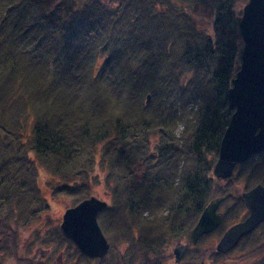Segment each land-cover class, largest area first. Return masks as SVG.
Here are the masks:
<instances>
[{
    "label": "trees",
    "instance_id": "obj_1",
    "mask_svg": "<svg viewBox=\"0 0 264 264\" xmlns=\"http://www.w3.org/2000/svg\"><path fill=\"white\" fill-rule=\"evenodd\" d=\"M234 2L0 0V264H33L10 220L47 206L40 168L75 204L95 196L100 162L110 202L97 222L111 249L128 243L117 264H163L210 199H231L233 177L212 168L238 69Z\"/></svg>",
    "mask_w": 264,
    "mask_h": 264
},
{
    "label": "water",
    "instance_id": "obj_2",
    "mask_svg": "<svg viewBox=\"0 0 264 264\" xmlns=\"http://www.w3.org/2000/svg\"><path fill=\"white\" fill-rule=\"evenodd\" d=\"M238 29L242 40L239 68L227 90L228 106L235 111L222 134L212 168L213 176L221 179L231 176L235 164L264 150V0H247ZM149 99L150 94H146L145 103ZM242 197L250 214L224 231L215 244L217 253H228L244 234L264 221V185H256ZM221 199L214 197L206 204L187 242L174 244L175 263L180 262L188 245H195L221 223L222 214L217 211ZM106 205L105 200L90 196L62 214L60 235L88 259H102L108 253V240L97 222V214Z\"/></svg>",
    "mask_w": 264,
    "mask_h": 264
},
{
    "label": "rangeland",
    "instance_id": "obj_3",
    "mask_svg": "<svg viewBox=\"0 0 264 264\" xmlns=\"http://www.w3.org/2000/svg\"><path fill=\"white\" fill-rule=\"evenodd\" d=\"M246 2L247 0H235L233 6L238 18L241 17L242 9ZM210 18L206 12L202 14L196 12V19L200 27H207L212 22ZM240 41L241 51V36ZM237 64L239 68V56ZM179 128L180 126H178L177 131H179ZM102 171L100 162L97 161L93 169V174H96L97 178L96 183L93 185V195L109 203L110 196L104 186L103 178L105 174ZM224 183L222 182V184ZM53 185L54 181L48 176L47 171L44 168H40L37 171V186L39 193L44 196L47 206L43 205L41 208L33 207L31 210H38V214L28 217V220L25 216L19 217L15 221L10 220V224L17 234L15 238L17 243V257L31 259L33 264H117L119 255L128 246V243L116 244V249H111L110 242L107 239L110 248L107 255L102 259L86 260L79 252L75 251L73 245H70L64 239L49 241L50 235L56 233L57 230L59 231V223L61 222L65 209L77 204H74L72 197L53 193ZM219 237V234H211L195 245H188L179 263L174 262L172 252L174 244L176 243L174 242L166 246V253L169 256L163 264H192L191 261L195 258H197L195 261L197 264V260L201 256L202 258L198 261L199 264H264V234H261V232L255 233L253 237L246 238L240 246L233 247L224 256H215V244ZM186 241L187 239L181 240L180 242L184 243ZM198 255L199 257H197ZM1 256H3L2 252H0ZM243 256L245 257L243 258ZM5 264H16V262L14 258L6 257Z\"/></svg>",
    "mask_w": 264,
    "mask_h": 264
},
{
    "label": "flooded vegetation",
    "instance_id": "obj_4",
    "mask_svg": "<svg viewBox=\"0 0 264 264\" xmlns=\"http://www.w3.org/2000/svg\"><path fill=\"white\" fill-rule=\"evenodd\" d=\"M234 111L235 108L230 109L229 119ZM256 132H258V130H256ZM230 177H233L234 179V181L231 183L230 186L231 199H228V201L226 202L223 201L222 196H216L222 198L220 205L217 209V211H219L222 214V221L219 225L216 226V228L213 231H211L208 234H220L221 236L228 227L243 221L250 214V210L246 207L242 194L244 192L249 191L251 188L255 187L258 184L264 185V150L262 149L257 153L251 154L245 160L235 164V166L232 169V173ZM228 178L225 179L216 178V179H221V182H226V179ZM225 212H229L231 214V221L224 227L223 231L219 233L220 231L219 229L224 220ZM257 232L258 233L261 232V234H264V221L259 222L248 233L244 234L234 247H238L241 245L243 240L242 238L253 237Z\"/></svg>",
    "mask_w": 264,
    "mask_h": 264
}]
</instances>
